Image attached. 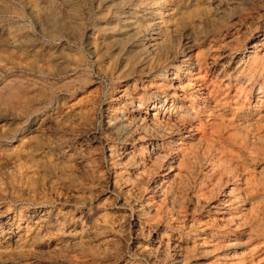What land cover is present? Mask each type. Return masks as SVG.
Wrapping results in <instances>:
<instances>
[{
	"label": "rangeland",
	"instance_id": "1",
	"mask_svg": "<svg viewBox=\"0 0 264 264\" xmlns=\"http://www.w3.org/2000/svg\"><path fill=\"white\" fill-rule=\"evenodd\" d=\"M147 1L0 0V264H174L162 238L187 232L186 248L202 233L164 227L165 212L183 206L190 219H202L236 187L239 210H252L256 221L234 231L237 243L223 262L264 264V87L256 91L264 74V0H155L164 4L166 23L157 35L138 22L154 2ZM187 43L202 53L193 62L208 68L219 102L216 120L227 137L219 140L233 155L219 161L212 141L195 138L185 146L188 166L168 172V164L154 158L162 141L144 146L140 130L123 132L124 114L115 123L107 103L117 99L142 119L147 107L151 115L163 93L151 96L143 86L158 70L177 64ZM136 93L141 106L134 102L131 108ZM172 114L165 110L160 119ZM187 130L175 129L173 143ZM110 145L144 154V181L159 185L156 201L164 219L152 207L116 205L108 185L115 170ZM15 159L27 175L22 180L14 173ZM202 183L209 185L208 197L199 204ZM245 186L257 187L254 202ZM107 217L112 226L103 224ZM212 222L217 233L222 223ZM190 255L187 264H209Z\"/></svg>",
	"mask_w": 264,
	"mask_h": 264
},
{
	"label": "bare ground",
	"instance_id": "2",
	"mask_svg": "<svg viewBox=\"0 0 264 264\" xmlns=\"http://www.w3.org/2000/svg\"><path fill=\"white\" fill-rule=\"evenodd\" d=\"M149 2L150 1L148 0L147 6L149 5ZM162 5L164 4H161V2L154 0V2L149 5L145 15L138 21L146 27V32H148V34L155 33L157 35L165 27L166 24L164 22L165 19L162 20L163 16L165 15L163 13L164 11H161ZM188 44L189 43H187L186 49H184V51L180 53L179 59H177L178 60L177 64H172L169 66L167 65L161 71L156 69L158 70V72L154 75V77L151 78V80L146 81L147 82L146 86L145 85L143 86V90L145 89L149 90L151 96L153 95L157 97L158 95L163 93L162 104L159 105V102L157 104L153 102L154 104L151 106V112H152L151 115L147 113L148 110L147 107L145 114L146 117L145 118L143 117L142 119L140 117V113L137 116L136 114L133 115L132 111H130L125 104H123L121 101H118L117 99H112V101L107 103L109 105V108L112 109L113 111V121L115 123L118 121H122L121 112L124 114L125 120H123L124 122H121V130L123 132L129 133L131 131V128L137 132L138 130H140L144 134V139L142 140V145L144 146L147 145V141H151L150 143L157 142L159 140L162 141V145L160 147L159 145H156L158 147L156 149L158 153L154 155V158L155 160L158 161H165L168 164L166 168L167 170H169L168 172H172L176 170V168H178L179 170L185 167L186 165L188 166L189 164L188 157H190V153H188L189 151L187 152L189 148L185 146L187 145L188 141H192L195 138H197L200 142L202 141L206 142L207 140L212 141L213 143L212 147H217L218 151L221 152L220 157H218L219 155L217 156V160L219 161H222L224 158L227 157L232 158L231 155H233V151L231 150L228 152V154L225 152L226 146L224 147L223 146L224 142L222 143L219 140V139L224 140V138L227 137H225L222 133L224 130L223 126H225L224 123H218L220 121L216 120L218 117L216 115L215 109L217 108L216 105H218L219 102L216 101L212 89L210 90V86H209L210 84L208 82L209 81L208 68L206 64L203 65L198 64L195 66V62H193V60L199 55H202V53H199L198 51L197 53L194 52V50ZM261 45H263V43ZM254 54L255 56L260 55L258 51L254 52ZM204 59H206L205 56L203 57V60ZM245 67L246 65L243 66V68ZM164 79L166 82L162 83ZM196 87H198V90L200 88L201 91L196 92L195 91ZM263 87H264V74L263 77L261 78V84L256 86V89H258L256 91L259 92ZM185 91H188V94L183 96V93H185ZM109 99H111V97H109ZM179 99L181 101L180 104L177 103ZM141 100H142L141 94L136 93L133 96V98H131L130 100V107L133 108L132 106L134 102H138L139 106H141L140 104ZM167 102L169 106L166 109L165 107L167 106ZM263 102H264V97L260 101V103ZM165 110H167L171 114L174 112L171 116L172 118H170L169 115L166 121L160 119L164 117L162 116V114ZM180 126L188 129L187 130L188 135L185 136L184 138H178L179 139L178 142L174 141L173 143L174 130L179 128ZM211 138H215V139H211ZM172 143L176 148L172 149L173 146ZM246 143L248 144V142ZM107 153L109 155L110 160L113 161L115 168L113 174L109 175L108 177V185L110 186L112 193H115L118 197L116 199V205L120 206L123 209L125 208L127 209V207L129 206H134V209L136 208L139 209L138 211H140V209L143 210L145 207H152L154 214L158 217V219L160 220L164 219L163 218L164 216L161 215L163 214V212L160 211L159 209L160 207L157 205L158 201H156V199H158L162 194L160 187H158L159 185H153V187H150L147 186L149 179L147 178V181H144L145 175L147 174V176H149V173L147 172V161L143 156L144 154L130 153L127 151H117L114 145H110L107 147ZM225 153L227 154L226 157L224 156ZM234 153L237 152L234 151ZM180 154H181L180 159L183 158L182 160L178 158V155ZM222 156L224 158H222ZM146 157L148 158L149 156L147 155ZM15 160L17 162L14 161L11 162L14 168L13 170L15 171L14 173L18 178L22 180V177L25 176L26 174H23L21 172L22 171L21 169L22 167H20L21 164L20 162H19L20 165L17 164L18 160L17 159ZM186 162H188V164H186ZM225 164H227V162ZM211 169L213 170V168ZM155 174H157V172H154L153 175ZM224 178L226 181L228 180V178L226 177ZM208 187H209L208 183L204 185L202 183V186L199 189L198 195L196 197V203L203 204V201L207 200L208 197L207 189H209ZM210 187H212V185ZM247 189H245L247 190L246 192L251 195L249 201L254 202L256 200L255 194L257 187L256 186L255 187L253 186L251 188L247 187ZM233 191H235L234 194H232L227 200H224L219 204L212 205L210 209L213 212L210 210V214L204 216V218L202 219H195L192 217L190 219L188 212L186 210H183L182 208L183 206H179L181 207L180 211L178 210L174 213L171 212L172 215L168 211L167 212L164 211L165 214L167 215L166 217L167 222L165 223L164 227L167 228L168 225V227L174 231H178L180 229L187 227L188 229H190L189 232L192 230L195 232L197 230L200 231V233H202L201 238L198 241L193 242L191 247H186V248L183 247V242L185 243L189 239L188 238L189 235L187 234V232L184 234H177V236H172L171 234L168 235L167 233L162 238V240L166 241L165 243L166 246L168 248L171 247V251L173 253L169 252L168 249L167 257L168 258L171 257L172 260V256H174L173 259L174 264H187L188 258L189 256H191L190 254L192 253H194L192 257L196 255L199 258L207 259L209 260L208 262L209 264H233L231 261H230L231 263L230 262L225 263L223 262V259H224V253H228L229 249L234 247L235 244L237 243V242L235 243L236 234L234 233V231H237L239 228L243 226L252 227L256 221V217L252 214V210L250 212L249 211L242 212L239 210L238 204L240 203L239 201L241 197L238 195L240 190L239 188L236 187L231 189V192ZM132 193L138 195V197L135 195L136 198H134L135 196L132 195ZM138 206H140L141 208L140 207L138 208ZM132 211L133 210H131L130 212L131 214ZM208 212L209 210L206 209V213ZM4 217H5L4 214L0 215V227L4 223L3 220ZM160 220H158V223H160ZM215 220H217V222L220 221V223H222V228L218 232L216 231L217 233H214L212 231V226H213L212 221L215 222ZM102 222L106 227H109L112 226L113 219L107 217L104 218ZM227 256L228 255L226 254L225 257L227 258ZM256 262L254 263L256 264Z\"/></svg>",
	"mask_w": 264,
	"mask_h": 264
}]
</instances>
